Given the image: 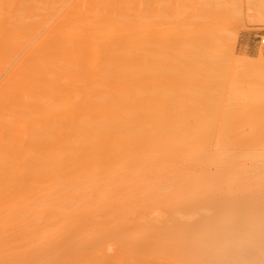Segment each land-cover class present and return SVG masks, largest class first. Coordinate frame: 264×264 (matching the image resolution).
<instances>
[{
  "label": "rangeland",
  "instance_id": "1",
  "mask_svg": "<svg viewBox=\"0 0 264 264\" xmlns=\"http://www.w3.org/2000/svg\"><path fill=\"white\" fill-rule=\"evenodd\" d=\"M5 3L0 4V161L7 165L0 170V264H189L119 244L120 235L134 242L145 234L138 226L174 216L193 220L205 213L198 205L210 199L253 194L264 200V46L257 39L264 31L263 0ZM128 44L136 47L133 70L151 63L155 76L168 78L160 74L146 85V95L156 99L153 118L170 121L160 129L194 128L209 137L185 149L170 144L174 137L162 138L149 151L118 150L77 164L65 160L57 171L41 167L30 175L29 160L46 153L43 132L55 131L50 157L75 142L68 132L82 126L89 110L69 108L87 101L85 94L93 96L84 92L87 76L98 77L96 84L108 76L99 61L102 49L113 48L117 56ZM65 60L80 67L83 79L55 76ZM44 75H54L55 85ZM91 83L87 87L99 88ZM112 87L110 93L116 91ZM209 100L216 104L211 119L203 114ZM65 127L66 133L56 131Z\"/></svg>",
  "mask_w": 264,
  "mask_h": 264
},
{
  "label": "bare ground",
  "instance_id": "2",
  "mask_svg": "<svg viewBox=\"0 0 264 264\" xmlns=\"http://www.w3.org/2000/svg\"><path fill=\"white\" fill-rule=\"evenodd\" d=\"M8 1L9 0H6L5 5L7 4ZM4 2L5 0H0V4H4ZM31 3H33V1H31ZM21 8H23V6ZM28 8L29 7L27 8L24 7L25 10ZM2 13L4 14V12ZM7 19L9 20V18ZM1 23L2 25L4 23H5L4 25H6V22L3 23V21H1ZM9 23L12 26L13 23H11L10 20ZM10 25H7L8 28L11 27ZM8 28L6 29L8 30ZM133 48L136 49V47H134L133 44H128L125 47L120 46L119 50L121 49L122 51L123 50L124 51L122 52L118 50L121 55H117V56H115V54L118 53L116 52L114 54L113 48L105 47L102 49L101 53H103L102 56H104V58L99 61H101L100 64L101 68L104 69V72L105 70L107 71L108 76H106V78H102V81L98 80L97 81L98 84H96V80H95L98 78L97 76H96L97 78L95 79L89 78L86 80V78L88 77L87 76L84 79L86 82L88 81L87 83H84L83 86L85 88L84 92H89V93L95 92V93L94 94L92 93L91 95L93 96H91L90 98L88 97L89 99L86 97L85 94L84 99L87 101L78 103L79 106H77V108L68 107L69 112L71 109L80 108V109H86L87 111L89 110L87 113L84 114H90V115L87 117L84 114H82L83 115L82 116L81 114L78 113V116L81 115L83 119V121L81 120L82 126L75 130H71V132H68L69 128L66 127L62 128L61 130L60 129L56 130L59 132L61 131L65 132L68 129L67 132L73 135L71 137H74L75 142L71 140L72 141L71 143L73 144L65 145V149L62 152H61L62 149H60V152L58 151V153L57 152L51 153V154H55V156L50 157L48 156L50 153L49 148L51 147V145H53L55 139L53 138L55 136L54 134L55 131L54 130L48 131L49 132L48 134L47 132H45V134L43 132L44 136L40 133L43 136V137L40 136L41 139L43 138L42 141L39 138L40 141L42 142V145L41 144L40 145L42 149H44L43 147H45L46 153L45 151L41 150L42 152L40 151V154H36L35 157L29 160L30 167L28 166L27 169L29 168L28 170L30 175L37 176L36 174L41 167H45V170L47 169L52 170L54 167V169L57 171L59 166L64 167L66 165L63 164L64 162H62L65 160L70 161V163H73V161H75L74 163H76L77 161H78L77 163H79L83 159L97 157L102 154H110L113 153L114 151H115L114 153H117L118 150L121 152L125 150H127L128 152L134 151L135 153L137 151L143 152L146 151L147 149L149 151L151 148L156 146L155 144L159 145L158 143L161 142L162 138H164L165 141V138L174 137L172 138V141L173 139L174 140L177 139V141H173L174 143H170L171 140L168 139L170 142L166 140V143L168 142L171 145L177 143L181 147V149L183 148L185 149V147L189 146L190 144L203 142L206 139V137H209L208 135L209 132L207 133L205 131L204 132L199 131L198 129H194V128H190V129L187 128L178 131L177 130L172 131V129L171 130L169 129L170 131L165 130L167 124H170L169 123L170 121L168 123L166 121V123L160 124L161 122L160 120L159 122L158 120H156L157 118L156 116H155L156 118L154 117L155 119L153 118L154 114L151 113V105L154 106L153 99L154 100L156 99L155 97L154 98L151 97L152 96L151 94H150L151 96L146 95V91H147L146 85L151 86L152 82L155 81L153 79L155 78L157 79V77H159L160 79V76L161 75L163 76V74L160 73L161 75L159 74L155 76L153 74L154 72L150 69L151 63L148 68L141 69V72L137 73L135 70H133L134 68L133 66L135 65L134 62L136 63V61H134L136 57L133 59V52H132ZM60 58L61 57H59L58 61L64 60ZM69 60H65L63 64H61L62 68H60L61 66L60 64H57L58 66L56 68H53L54 66L50 64L51 66L49 65V68L52 67L53 69L57 70V68L59 67L61 69L60 74L58 69L56 73L57 75L55 74V76L61 75L60 77L64 78V76H66V77H70V79L78 78L79 79L78 81H80L81 80L80 78L83 79V77H78L79 71L81 70L80 67L76 63H74L73 60H72L73 62H70ZM53 64L55 65V63ZM100 65H98V67ZM151 67L154 70V66ZM53 69H49V70H53ZM45 70H47V68ZM208 70L207 72H209ZM54 72L52 74H54ZM41 74H39L41 76L40 78H42L43 75ZM98 75L100 77V74ZM212 75H214L213 71H212ZM164 76L163 77L167 81L168 79V78L166 79L167 76L165 74ZM43 77H45V75ZM52 77H53L52 79H48L46 77L45 78L47 80H52L50 81V83L53 84L54 82L53 84L54 86L55 80H57V78H55L54 75ZM101 77H105V73L104 76L102 75ZM216 77H217V73H216ZM63 78L62 80H65V78L64 79ZM46 79L45 81H47ZM41 80L42 79H39L38 81ZM59 80H61V78ZM90 80L91 81L95 80V82L91 83ZM38 81L36 80L37 83H39ZM99 81L103 83L102 84L100 83L99 85ZM139 81L141 83L137 84ZM157 81L158 80H156V82ZM33 82L35 83V80ZM37 83L35 86H37ZM50 83L48 82L47 86ZM73 83L76 84L79 82L75 81ZM88 83L89 84L91 83V85L96 84L97 87L99 86L100 89L96 88L95 90V88H93L92 86L91 87L89 86L90 87L89 88L87 87ZM158 83L161 82L158 81ZM138 85L140 90L138 89ZM100 86H104V87L101 88ZM111 86L116 87L115 88L116 91H113L114 93H110L108 91V89ZM88 88L92 91H90ZM105 88H107V90H104ZM36 90L38 89L36 88ZM203 95L204 94H202V96ZM213 100H209L210 101L209 106H206L208 104H205L206 107L204 108L207 110L208 113L206 112L203 113L205 116L204 118L207 117L208 119H211L213 117L214 114L210 110L216 106L214 102H211ZM204 101H206V103L208 102L207 100ZM35 107L36 106H33L34 109ZM29 112H31V110H29ZM164 114L165 113H163V116ZM70 115L73 116L71 113ZM157 116L159 119H161V121L164 119V117L161 118L162 117L161 115L160 117L159 115ZM197 117L199 118V116ZM156 123L159 124V127H157L158 129H156L155 127ZM195 123L196 124L201 123L200 118L199 120L195 121ZM161 125H163L165 129L164 128L160 129ZM72 128L70 127V129ZM52 148L54 149V147ZM58 154H60V156ZM58 156L60 160L56 159L58 158ZM49 157L51 158V160L49 159ZM3 162L1 163L0 161V170L1 168H4L5 165H7V163L4 162L5 165L3 166L4 164ZM213 176L216 177L215 175ZM197 208L204 210L205 213L198 215L193 220L192 219L189 220L188 217H184V216H176V217L174 216L170 218L168 217L169 219L166 220L167 222L166 221L164 223L161 222L162 224L157 223V224H146V225L138 226L136 228L144 229L143 231H145V234L141 238H139L134 242H130L129 241L130 238L124 236L123 233L122 235H120L119 244L125 246V245H130L129 243H132L134 249L136 250L148 249V252L152 256H156V255L160 257L172 256V255L178 256V258H181L182 260H184V262H187L189 264H264V200L263 198H259L257 196H254L253 194L221 197L217 199L206 200L200 203ZM98 240H100V238ZM91 243L87 242L86 244L91 245ZM96 243H98V241ZM96 243L94 241V244H92L91 246L96 245Z\"/></svg>",
  "mask_w": 264,
  "mask_h": 264
},
{
  "label": "built area",
  "instance_id": "3",
  "mask_svg": "<svg viewBox=\"0 0 264 264\" xmlns=\"http://www.w3.org/2000/svg\"><path fill=\"white\" fill-rule=\"evenodd\" d=\"M257 39H258V43L260 45H263L264 46V31L261 33L260 36L257 37Z\"/></svg>",
  "mask_w": 264,
  "mask_h": 264
},
{
  "label": "crops",
  "instance_id": "4",
  "mask_svg": "<svg viewBox=\"0 0 264 264\" xmlns=\"http://www.w3.org/2000/svg\"><path fill=\"white\" fill-rule=\"evenodd\" d=\"M263 5H264V0H263ZM264 8V7H263ZM263 21H264V13H263Z\"/></svg>",
  "mask_w": 264,
  "mask_h": 264
}]
</instances>
